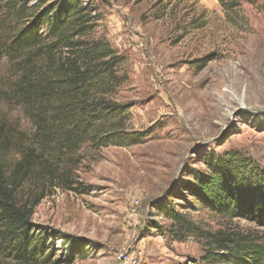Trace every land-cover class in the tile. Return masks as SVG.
Listing matches in <instances>:
<instances>
[{"label": "rangeland", "instance_id": "obj_1", "mask_svg": "<svg viewBox=\"0 0 264 264\" xmlns=\"http://www.w3.org/2000/svg\"><path fill=\"white\" fill-rule=\"evenodd\" d=\"M224 1L226 8L220 0H82L92 16L84 37L108 42L122 59L123 81L106 98L125 111L115 124L123 130L106 145L84 144L69 163L77 191L51 185L36 169L21 179L17 200L43 197L35 225L88 244L69 262L59 239L49 264H212L202 261L204 239L172 240L155 203L170 194L175 203L190 199L186 186L211 156L240 153L264 168V0ZM15 24L0 13V41ZM17 74L15 62L0 59V120L9 134L0 161L8 174L34 131L11 96ZM136 134L146 136L135 141ZM181 210L213 233L264 235L255 221L214 215L200 203ZM0 264L19 263L0 255Z\"/></svg>", "mask_w": 264, "mask_h": 264}, {"label": "trees", "instance_id": "obj_2", "mask_svg": "<svg viewBox=\"0 0 264 264\" xmlns=\"http://www.w3.org/2000/svg\"><path fill=\"white\" fill-rule=\"evenodd\" d=\"M29 1L6 0L0 8L5 18L16 21L14 35L0 41V59L6 56L17 64L11 96L23 105L34 129L31 146L10 174L0 161V255L19 264H49L61 239L69 262H74L88 244L35 225L34 208L43 197L22 202L16 199V191L21 179L34 169L51 185L77 191L67 166L75 163L84 144L102 146L120 139L123 129L115 124L124 120L125 111L109 103L106 94L123 81L116 73L122 59L108 42L84 37L91 28L89 3L44 0L29 6ZM220 2L226 8L225 1ZM8 135L0 120V149ZM135 136L136 141L146 135ZM205 162L206 169L196 174L195 186H186L190 199L184 196L181 203H175V195L170 194L155 203V210L170 221L167 232L178 242L204 239L207 251L202 261L207 263L264 264V235L252 239L213 233L181 210L196 202L214 215L247 218L264 228V168L235 152L223 158L211 156ZM150 227L158 228L156 223Z\"/></svg>", "mask_w": 264, "mask_h": 264}, {"label": "built area", "instance_id": "obj_3", "mask_svg": "<svg viewBox=\"0 0 264 264\" xmlns=\"http://www.w3.org/2000/svg\"><path fill=\"white\" fill-rule=\"evenodd\" d=\"M128 258H130V256Z\"/></svg>", "mask_w": 264, "mask_h": 264}]
</instances>
